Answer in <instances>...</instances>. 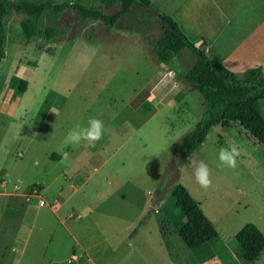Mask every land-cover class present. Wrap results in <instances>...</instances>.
Segmentation results:
<instances>
[{
	"label": "rangeland",
	"instance_id": "obj_1",
	"mask_svg": "<svg viewBox=\"0 0 264 264\" xmlns=\"http://www.w3.org/2000/svg\"><path fill=\"white\" fill-rule=\"evenodd\" d=\"M152 1L113 26L85 21L69 8L59 20L66 33L49 42L23 41L24 15L8 17L0 62V170L10 179L0 175V264H264V251L245 260L235 238L248 222L264 232V147L239 123L222 122L188 163L181 161L178 145L201 119L204 100L176 74L192 66L191 55L178 56L169 75L154 59L160 15H171L183 0ZM190 3L200 19L216 14L214 0ZM119 9L104 8V16ZM17 74L28 80L20 94L10 86ZM257 108L264 115V97ZM90 118L102 121L101 138L70 142L69 133L87 128ZM231 145L238 149L235 167L218 166L220 148ZM202 160L210 169L208 187L194 175ZM177 183L214 223L223 251L189 248L169 221L162 205L173 202Z\"/></svg>",
	"mask_w": 264,
	"mask_h": 264
},
{
	"label": "trees",
	"instance_id": "obj_2",
	"mask_svg": "<svg viewBox=\"0 0 264 264\" xmlns=\"http://www.w3.org/2000/svg\"><path fill=\"white\" fill-rule=\"evenodd\" d=\"M119 6L113 15L104 16V8ZM150 0H101L100 5L87 6L81 2H60L51 0H0V62L6 57L7 19L14 12L22 13L20 20L22 40L49 42L66 33V27L59 20L69 8L74 9L85 21L102 19L113 26L124 14H132L135 6L150 7ZM157 14L155 10H149ZM163 32L153 45L157 63L175 64L183 52L191 55L194 63L184 71H177L178 79L197 90L204 100V111L195 127L187 132L178 145L180 159L188 163L190 156L204 143L214 126L225 122L239 123L256 143L264 147V115L257 108V102L264 97V61L244 71H233L223 62L209 55L206 42L195 45L182 31L173 16H161ZM160 77L147 86H154ZM28 80L12 76L11 88L17 94L23 92ZM173 97L170 93L165 102ZM172 203H163L162 210L176 228L189 248L214 246L216 251L225 249L220 233L189 190L177 183L172 191ZM175 209V211H174ZM241 254L247 261L257 259L264 251V232L254 223L248 222L235 234ZM203 261L204 258L201 257Z\"/></svg>",
	"mask_w": 264,
	"mask_h": 264
},
{
	"label": "crops",
	"instance_id": "obj_3",
	"mask_svg": "<svg viewBox=\"0 0 264 264\" xmlns=\"http://www.w3.org/2000/svg\"><path fill=\"white\" fill-rule=\"evenodd\" d=\"M150 1L152 4L153 1ZM189 1L183 0L170 14L195 45L202 46L205 41L207 53L233 71H244L264 61V0H214L216 14L213 17L206 16L205 19H200L198 14L195 16L190 12L192 7ZM154 10L158 13L156 9ZM176 94L177 92L173 93V96ZM64 156H68V153L65 152ZM2 168L0 175L9 178L8 170ZM57 177L58 175L55 179ZM63 203L64 201L61 205ZM21 210L24 214L25 210ZM54 211L56 214L59 212ZM38 213L37 209L34 216L37 217ZM72 215L73 213L69 211L68 216ZM65 221L67 219L63 220ZM22 222L24 223L25 219L22 218ZM28 231L30 235L32 232L30 226ZM27 242L28 239L23 237L21 247H26Z\"/></svg>",
	"mask_w": 264,
	"mask_h": 264
},
{
	"label": "clouds",
	"instance_id": "obj_4",
	"mask_svg": "<svg viewBox=\"0 0 264 264\" xmlns=\"http://www.w3.org/2000/svg\"><path fill=\"white\" fill-rule=\"evenodd\" d=\"M103 123L101 120L96 118H90L88 121L87 128L74 129L69 133L68 140L70 142H79L82 138L87 139L90 142L99 140L102 136ZM238 149L235 145H231L228 148L221 147L218 153L219 165L235 167L236 155ZM194 175L196 181L203 187H208L211 184L210 169L207 163L203 160L195 166Z\"/></svg>",
	"mask_w": 264,
	"mask_h": 264
},
{
	"label": "built area",
	"instance_id": "obj_5",
	"mask_svg": "<svg viewBox=\"0 0 264 264\" xmlns=\"http://www.w3.org/2000/svg\"><path fill=\"white\" fill-rule=\"evenodd\" d=\"M162 66L164 67V68H166L167 69V71L165 72L166 74H170V73H173L174 74V71H172L171 70V68H170V66L168 65V64H165V63H162ZM168 70H170L169 72L170 73H168ZM178 82V81H177Z\"/></svg>",
	"mask_w": 264,
	"mask_h": 264
}]
</instances>
